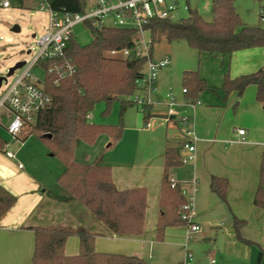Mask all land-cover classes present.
Returning a JSON list of instances; mask_svg holds the SVG:
<instances>
[{"label": "trees", "instance_id": "trees-1", "mask_svg": "<svg viewBox=\"0 0 264 264\" xmlns=\"http://www.w3.org/2000/svg\"><path fill=\"white\" fill-rule=\"evenodd\" d=\"M237 0H214L213 19L206 21L197 10L178 21L172 19L154 20L146 27L153 46L166 40L169 43L184 40L200 54L230 57L237 51L264 48V6H260L261 23L249 25L242 21L237 9ZM260 1V0H259ZM54 10L66 9L84 12V0H50ZM92 35L90 44L81 46L72 37L66 47L65 60L74 67V73L57 79L48 73L52 62H41L45 70L43 89L52 98L50 108L39 113L35 124L27 129L43 142L51 143L53 155L63 159L64 169L59 175V186L84 209L104 225L108 233L119 237H138L144 232L147 192L137 187L118 190L113 182L112 170L105 165H92L74 161L76 143L84 141L93 144L102 133L115 139L122 136L123 126L94 124L89 116L94 107L105 102L108 105L120 100L122 112L132 104L138 92V81L145 72V59L113 57L112 50L132 49L138 32L134 29L116 27H95L86 24ZM63 63L64 60L55 61ZM182 84L186 89L187 102L200 101V95L210 89L199 71H184ZM249 86L256 87V100L264 105V68L253 73L231 78L225 75L219 89L225 101L231 93L241 98ZM216 92V90H212ZM237 101L234 109L238 106ZM51 135V137H48ZM7 143L0 138V151L6 152ZM182 145L166 146L164 170L161 182L160 211L157 223V237L163 239L165 229L187 225L183 217L188 200L182 187L171 182V170L182 165ZM229 182L226 178L212 176L210 189L223 202H227ZM17 198L0 186V217L15 205ZM254 205L264 209V154L260 165L259 185ZM245 220L233 215V227L239 241L252 244L241 234ZM35 234L33 264H147L141 257L111 254L96 250L95 241L103 232L64 224L37 226L31 228ZM79 240V252L66 255L65 246L69 237Z\"/></svg>", "mask_w": 264, "mask_h": 264}, {"label": "crops", "instance_id": "crops-1", "mask_svg": "<svg viewBox=\"0 0 264 264\" xmlns=\"http://www.w3.org/2000/svg\"><path fill=\"white\" fill-rule=\"evenodd\" d=\"M204 54V58L207 61L209 59L213 64L210 66L205 60L206 67L203 66V70H200L201 77L207 81L210 89L200 95L204 103L193 110V121L190 119L191 127L199 139L195 165L184 169L185 166L182 163L171 170V178L180 184L183 190L182 184L184 183H186L184 187L187 189H190V185L192 186L194 181H191L192 174L198 176L200 191L198 189L197 197L196 195L194 197L193 215L195 214V216L193 222L205 228L211 224L210 222L216 226L227 223L231 217L233 226V215L245 220L246 224L241 229V234L258 247V260L261 261L264 253V209L254 205V198L259 185L260 165L264 154V105L256 100L255 86H249L241 98H238L236 93H231L225 101L223 100L224 94L217 91L222 87L227 74L231 78H235L264 68V48L237 51L228 58L227 64L225 57L221 55ZM165 58L168 57H153L156 61ZM220 58L222 67L217 69V62L220 61ZM212 68H215V72L219 70L215 77ZM156 88L157 91L153 95L155 105L148 114L144 115L145 118H148L146 124L152 118L167 120L169 110L167 94L163 98L159 94L158 81H156ZM210 90H216V92ZM182 93L185 97L184 92ZM173 97L175 98L174 95ZM237 101H239L237 111L233 112ZM182 112L185 113V111ZM174 114L175 111L167 121L176 125L175 129L178 133L174 138L166 139L164 150L166 146L180 147L185 140ZM1 116L7 117L5 112H2ZM150 128L151 124L147 130ZM240 129L245 130L244 136L239 135ZM22 135H28L27 131ZM0 138L7 143L9 150L10 145L6 139L1 134ZM27 145L26 142L20 145L17 142L18 153L13 152L15 154L13 159L7 158L5 152L0 151L3 155L0 156V186L6 188L17 198L11 210L0 217V264H33L35 234L31 228L55 224L103 232L106 235L97 237L95 241L96 250L99 252L106 250L104 248L105 240L118 241L116 249H112L113 251L141 258L145 245H153L159 242L158 240L163 241L165 237L169 238L165 244L182 246L184 232H177L168 227L164 231L163 239L157 237V223L161 213L160 196L164 152L160 166L142 167L137 172H133L129 167L117 168L99 161L96 163V165L102 164L111 168L113 182L118 190L142 187L147 192L143 234L138 237H119L108 233L102 223L73 200L60 186L57 194L50 192L46 184L39 181L28 169L27 160L30 159L28 154L26 157L20 155L22 151L28 149ZM180 152L182 157L188 155L183 149ZM20 164L23 166L22 168H19ZM63 169H61V173ZM212 176L228 180L227 202H220L216 198L217 195L211 191L210 179ZM57 179L55 183H57ZM188 183L191 184L188 185ZM202 234V237L206 236L204 231ZM229 235L233 247L239 251H244L245 245H249L238 239L235 240L233 235ZM139 242L142 249H139L136 244ZM78 252V238L69 237L65 246V254L75 255ZM211 254L214 255L215 252L211 251ZM212 262L213 260H211V264H217V262ZM163 263L165 264L166 261Z\"/></svg>", "mask_w": 264, "mask_h": 264}, {"label": "rangeland", "instance_id": "rangeland-1", "mask_svg": "<svg viewBox=\"0 0 264 264\" xmlns=\"http://www.w3.org/2000/svg\"><path fill=\"white\" fill-rule=\"evenodd\" d=\"M168 1H173L178 4V9L173 19L174 21H178L189 15V10L185 9V7H189L191 10H197L206 21L213 19L214 0ZM10 2V8L0 10V77H6L9 85L24 72L26 66L17 69L11 76H7L9 69L19 62H30L36 56L38 53L36 42L48 32L50 27L49 13L40 10L38 4L33 0H10ZM261 5L264 6V0L236 1V9L242 21L249 25L261 23ZM104 25L108 27L112 26L113 19H106ZM15 26L20 28V32H14L12 30ZM74 37L81 46L90 44L92 41L90 31L83 25L75 28ZM146 37L150 39L149 34H146ZM28 51H31V53L28 54ZM163 56H167L170 59V65L158 75L159 94L162 95V98L168 93H172L175 96V108L173 111H175L174 116L177 117L178 125L180 126L179 123L182 118L192 119L193 121V110L199 108L204 103L201 96L199 98L201 104L195 105L194 107L191 105V102L185 101L182 93L184 89L182 84L183 72L190 70L199 71L200 73V70H203V66L206 67L204 65L207 64L205 60L210 66L213 63L209 59L207 61L204 58V53L200 54L184 40L172 43L166 40L156 42L153 46V57L160 58ZM221 58L217 62V69L222 67ZM228 58V56L225 57L226 64ZM212 69H214V77L215 75L217 76L219 70L215 72V68ZM45 74V70L40 64L36 65L31 71V76L35 81L42 84ZM139 83L140 85L142 84L141 82ZM2 89H6L5 82H3ZM182 111H185V113ZM236 111L237 107L233 109V112ZM2 112H5V110H0V134L10 145L9 151L18 153L17 142L19 145L26 142L28 149L22 151L20 155L26 157L28 154V157H30L27 160L28 169L39 181L46 184L50 192L57 194L59 192V184L58 182L55 183V181L60 175L61 169L64 168L62 157L59 154L53 155V144L43 142L40 137L34 134L21 135L19 139H13L4 128L8 126L10 121L7 117L1 116ZM90 116V122L94 124H122V136L120 139H115L108 133H102L93 144L78 141L73 154L74 161L78 163L94 165L99 161L111 167H129L132 168L133 172H137L142 167L151 165L160 166L162 164V153L164 152L166 139H172L178 133L174 123L157 118L149 120L151 128L147 130L145 124L148 118H145L144 114L135 105H127L126 110L122 112V103L120 100H115L109 105L105 102L98 103L91 111ZM109 145L111 146L109 147ZM0 156L3 155L0 153ZM185 157L183 156L182 158ZM194 165L195 160L189 161L184 163V169L194 167ZM187 177L189 178V175ZM193 180L199 181L197 187L200 191V179L198 176L192 174L191 181ZM184 185L186 183L182 184L184 188L183 193L190 202L191 195L193 196V188L190 185V189H187ZM216 198L220 202H223L218 196ZM194 210H192V213ZM194 216L195 214L192 215V221H194ZM210 223L205 228L200 226L201 231L194 234L190 239L187 236L188 225L170 227L177 232H184L182 246L165 244L169 240L168 237H165L163 241L158 240L159 242L153 245L147 244L143 249L141 248L140 242L136 243L139 249H142V259L147 264H160L163 261H166L165 264H184L185 249L187 246L193 254V264H211V260L214 263L217 262V264H264V253L261 261H259V249L253 244L245 245L244 251H239L233 247L229 234L233 235L235 240H237V237L232 226V217L227 223L218 224V226L212 224V222ZM203 231L206 233L205 237H202ZM105 244L104 248L106 250H102L101 252L111 254L122 253L112 250L116 249V244H118L117 240H105ZM211 251L215 252V254L212 255Z\"/></svg>", "mask_w": 264, "mask_h": 264}, {"label": "built area", "instance_id": "built-area-1", "mask_svg": "<svg viewBox=\"0 0 264 264\" xmlns=\"http://www.w3.org/2000/svg\"><path fill=\"white\" fill-rule=\"evenodd\" d=\"M33 1L38 4L40 10L49 13L50 27L48 32L36 42L38 53L30 62H25L26 69L24 72L11 85L8 84L6 79L2 81L0 86V110L4 109L9 118L10 122L5 128L13 139H19L31 125L36 123L39 113L52 105V98L45 92L42 83L36 82L31 76L32 69L41 62L49 61L53 64L49 67L48 73L54 75L57 79L72 75L74 67L65 58L66 47L69 40L74 37L75 28L83 25L89 31L86 27L87 23L95 27H106L104 21L108 18L113 19V25L110 27L134 29L138 32V38L134 41V48L112 50L109 54L113 57L121 56L123 58L146 60L144 75L138 81L140 89L133 96L132 104L139 108L144 115L151 111L155 105L153 95L157 91L156 81L158 75L162 69L169 66L170 59L165 58L156 61L152 58V42L151 39L146 37V27L154 20H173L178 9L176 2L168 0H84L86 3L84 12H71L66 9L54 10L50 0ZM10 6V0H0V10L8 9ZM185 9H189V7H185ZM58 60H64L65 62L61 64L55 62ZM3 82L6 83L5 90L2 89ZM139 82L142 84L140 85ZM183 92L185 93L186 89ZM167 99L169 107L167 120H169L174 112L175 98L169 93ZM199 104H201L200 101L191 102L193 107ZM179 124L183 129L182 135L185 138L182 148L188 153L181 161L187 163L195 160L199 139L188 118H182ZM146 127H150L149 122H147ZM238 133L244 136L245 130L240 129ZM5 156L9 159L15 158V154L8 150V145L6 146ZM22 167L20 164L19 168ZM171 182L173 186L177 183L173 178H171ZM197 184L196 180L192 182L193 196L186 206L189 214L183 216L187 220V236L189 239L201 231L200 225L191 220L194 197L198 192ZM193 261V254L186 247L184 264H193Z\"/></svg>", "mask_w": 264, "mask_h": 264}, {"label": "water", "instance_id": "water-1", "mask_svg": "<svg viewBox=\"0 0 264 264\" xmlns=\"http://www.w3.org/2000/svg\"><path fill=\"white\" fill-rule=\"evenodd\" d=\"M12 30L14 32H20V28L18 26H15ZM29 53H30V51H28V54ZM24 65H25V62L24 61L17 63L14 67H12V68L9 69V72H8V75L7 76H11L12 74H14V72L17 69L22 68ZM6 79H7L6 77H0V86H1L2 81H5ZM48 137H51V135H48Z\"/></svg>", "mask_w": 264, "mask_h": 264}]
</instances>
